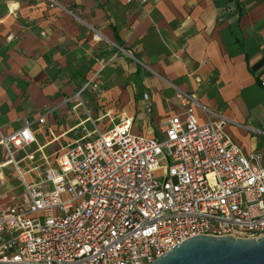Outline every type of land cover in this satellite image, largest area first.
Returning a JSON list of instances; mask_svg holds the SVG:
<instances>
[{"label": "crops", "instance_id": "obj_1", "mask_svg": "<svg viewBox=\"0 0 264 264\" xmlns=\"http://www.w3.org/2000/svg\"><path fill=\"white\" fill-rule=\"evenodd\" d=\"M263 69L264 0H0V135L31 124L35 141L15 154L27 181L28 170L122 118L133 119L135 134L162 135L182 114L176 89L195 98L199 123L221 115L264 135L251 116L264 108ZM258 144L252 137L247 154L262 156Z\"/></svg>", "mask_w": 264, "mask_h": 264}, {"label": "built area", "instance_id": "obj_2", "mask_svg": "<svg viewBox=\"0 0 264 264\" xmlns=\"http://www.w3.org/2000/svg\"><path fill=\"white\" fill-rule=\"evenodd\" d=\"M257 82L264 88V69ZM175 96L182 114L165 122L161 139L135 134L133 119L122 118L28 170L30 181L15 154L35 141L31 124L0 135L8 156L0 186L1 169L14 163L23 187L0 210V264H151L198 234L264 236L262 156L243 153L225 117L201 124L195 98Z\"/></svg>", "mask_w": 264, "mask_h": 264}, {"label": "water", "instance_id": "obj_3", "mask_svg": "<svg viewBox=\"0 0 264 264\" xmlns=\"http://www.w3.org/2000/svg\"><path fill=\"white\" fill-rule=\"evenodd\" d=\"M151 264H264V236L195 235L176 244Z\"/></svg>", "mask_w": 264, "mask_h": 264}, {"label": "rangeland", "instance_id": "obj_4", "mask_svg": "<svg viewBox=\"0 0 264 264\" xmlns=\"http://www.w3.org/2000/svg\"><path fill=\"white\" fill-rule=\"evenodd\" d=\"M115 47L118 51L122 52L121 47H119V46H115ZM260 112H261V114H258L257 111L251 112V116L255 120L256 126L259 128L260 131H262L261 133H264V108L260 109ZM226 126H228L226 128V131L229 134V137L231 136L233 139L237 138L239 140V142L247 143L248 148L242 149V147L234 141L242 149L243 153H245V154H247L249 151L248 144H249V142H251V138L252 137L257 138L258 143H259L258 144V150L262 153V157L264 158V148H263L264 146L261 145L262 140H264V135L256 134V133L248 132V131L244 132V131H242V129H240V128L232 125V124H227ZM138 127H140V126L138 125ZM162 135H161V131L158 129V131L155 135L156 138L161 139ZM22 166L23 165H21V168H22ZM8 170L9 169H5L6 180L8 179V181H6L5 184L2 186V188L0 189V195L4 196L6 200H3V202L0 203V205L9 204V202L14 197H15V201H17L19 198V194L23 190V187H22L20 181H18L19 186H17L18 184L16 183V170L13 169L12 166H11V170L9 171V173H7ZM11 181H12L13 185L9 186V182H11Z\"/></svg>", "mask_w": 264, "mask_h": 264}]
</instances>
